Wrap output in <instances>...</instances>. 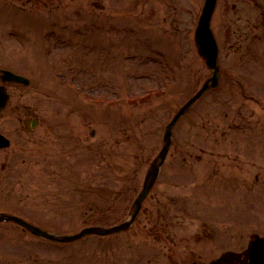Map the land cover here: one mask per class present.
Instances as JSON below:
<instances>
[{"label":"rangeland","instance_id":"374dc122","mask_svg":"<svg viewBox=\"0 0 264 264\" xmlns=\"http://www.w3.org/2000/svg\"><path fill=\"white\" fill-rule=\"evenodd\" d=\"M9 1L0 0V64L31 82L11 86L0 117L14 138L0 151V210L66 233L118 223L165 125L212 73L194 42L205 0ZM94 19L107 31L83 41L107 47L88 53L65 33L78 38L73 31ZM213 27L220 86L176 126L133 227L59 245L0 223V264L207 263L264 234V101L243 93L264 98V0H218ZM30 110L42 117L34 130L17 118Z\"/></svg>","mask_w":264,"mask_h":264},{"label":"water","instance_id":"95a60500","mask_svg":"<svg viewBox=\"0 0 264 264\" xmlns=\"http://www.w3.org/2000/svg\"><path fill=\"white\" fill-rule=\"evenodd\" d=\"M216 5V0H206L204 10L200 19L199 26L197 28L196 32V41L199 46V49L201 53L207 58V62L211 68H213L214 73L211 78H209L205 84L202 86V88L179 110V112L176 114V116L173 118V120L168 124L166 134H165V139L166 143L159 153L158 157L156 160L153 162L147 177L145 181V186L140 194V196L137 198L135 202V211L131 217V219L126 220L125 222L113 226V227H100V226H95V227H87L83 229L81 232L72 234V235H56L53 234L49 231H46L38 226H35L31 224L30 222L26 221L25 219L9 214V213H0V220H8V219H13L16 220L17 222L23 224L27 228L31 229L33 232L38 233V234H43L45 236H48L50 238L54 239H61V240H75L78 239L86 234L92 233V232H97V233H110L114 231H118L121 229L128 228L133 220L135 219L136 215L138 214V211L141 207L142 200L144 197L148 194L150 191L151 187L153 186L159 171L160 167L166 157V154L169 150V147L171 145V135H172V129L177 122V120L180 118V116L188 110V108L191 106V104L200 96L202 95L203 92H205L208 88L211 86L217 85L218 80H219V63H218V45L216 43L215 37L213 35V32L210 28V20L212 13L214 11ZM4 77L6 79L10 80H18V81H26L25 78L22 76L16 75L10 71L5 70V75ZM7 100V93L5 91L4 87L0 86V110L4 107L5 103ZM253 258H252V263L251 264H264V238H260L254 242V247H253Z\"/></svg>","mask_w":264,"mask_h":264},{"label":"flooded vegetation","instance_id":"af4514ba","mask_svg":"<svg viewBox=\"0 0 264 264\" xmlns=\"http://www.w3.org/2000/svg\"><path fill=\"white\" fill-rule=\"evenodd\" d=\"M32 113H33L32 111H28V114H29V115H32ZM26 122L29 123V119L26 120Z\"/></svg>","mask_w":264,"mask_h":264}]
</instances>
